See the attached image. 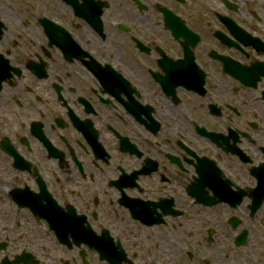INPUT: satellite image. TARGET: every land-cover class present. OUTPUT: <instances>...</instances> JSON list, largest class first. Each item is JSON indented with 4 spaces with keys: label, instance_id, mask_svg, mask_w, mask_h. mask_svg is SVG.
I'll list each match as a JSON object with an SVG mask.
<instances>
[{
    "label": "flooded vegetation",
    "instance_id": "1",
    "mask_svg": "<svg viewBox=\"0 0 264 264\" xmlns=\"http://www.w3.org/2000/svg\"><path fill=\"white\" fill-rule=\"evenodd\" d=\"M0 264H264V0H0Z\"/></svg>",
    "mask_w": 264,
    "mask_h": 264
}]
</instances>
